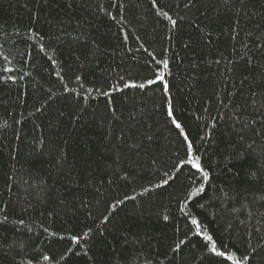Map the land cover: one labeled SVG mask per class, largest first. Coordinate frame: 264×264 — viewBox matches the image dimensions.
I'll return each instance as SVG.
<instances>
[{
    "label": "trees",
    "instance_id": "1",
    "mask_svg": "<svg viewBox=\"0 0 264 264\" xmlns=\"http://www.w3.org/2000/svg\"><path fill=\"white\" fill-rule=\"evenodd\" d=\"M0 264H264V0H0Z\"/></svg>",
    "mask_w": 264,
    "mask_h": 264
},
{
    "label": "snow or ice",
    "instance_id": "2",
    "mask_svg": "<svg viewBox=\"0 0 264 264\" xmlns=\"http://www.w3.org/2000/svg\"><path fill=\"white\" fill-rule=\"evenodd\" d=\"M170 19V18H169ZM172 23L175 25V21H172ZM165 67H167V63L165 62ZM135 85H133V87H134ZM140 87H143V85H140ZM168 115L169 116H171L172 115V109H171V107H169V109H168ZM173 123L175 124V127L176 128H181V125L179 124V123H177L175 120H173ZM189 147H191V146H189ZM193 167L194 168H196L198 171H201V172H203V169L201 168V166H200V164L199 163H197V162H194L193 163ZM207 174L205 173V176H206ZM165 183H167V181L165 182ZM165 219H167V217H165ZM193 223H196V221H193ZM73 239H76V237H73ZM207 239L208 240H211V237H207ZM212 251L214 252V253H216V255H219V256H223L224 255V253L223 252H217L216 251V247H215V245H213V247H212ZM46 259H47V257H45ZM228 259H232V257H228ZM245 259H247V257L245 258Z\"/></svg>",
    "mask_w": 264,
    "mask_h": 264
}]
</instances>
